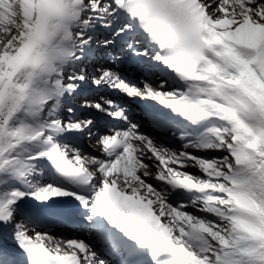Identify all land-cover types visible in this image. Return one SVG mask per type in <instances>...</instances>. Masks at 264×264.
I'll use <instances>...</instances> for the list:
<instances>
[{
    "label": "snow or ice",
    "instance_id": "snow-or-ice-1",
    "mask_svg": "<svg viewBox=\"0 0 264 264\" xmlns=\"http://www.w3.org/2000/svg\"><path fill=\"white\" fill-rule=\"evenodd\" d=\"M0 264H264V0H0Z\"/></svg>",
    "mask_w": 264,
    "mask_h": 264
}]
</instances>
